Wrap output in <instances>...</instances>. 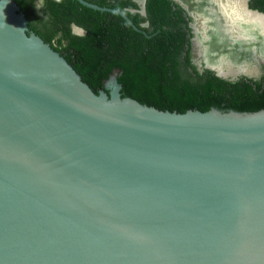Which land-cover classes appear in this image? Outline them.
Listing matches in <instances>:
<instances>
[{"label": "water", "instance_id": "water-1", "mask_svg": "<svg viewBox=\"0 0 264 264\" xmlns=\"http://www.w3.org/2000/svg\"><path fill=\"white\" fill-rule=\"evenodd\" d=\"M27 32L0 0V264H264V109L94 93Z\"/></svg>", "mask_w": 264, "mask_h": 264}, {"label": "trees", "instance_id": "trees-1", "mask_svg": "<svg viewBox=\"0 0 264 264\" xmlns=\"http://www.w3.org/2000/svg\"><path fill=\"white\" fill-rule=\"evenodd\" d=\"M12 1L27 19L28 30L62 56L94 93L116 72L122 98L159 110L264 109V76L230 81L196 69L190 29L172 0H145L144 15L133 0H85L112 11L76 0H42L39 9L37 0ZM73 25L84 35L74 34Z\"/></svg>", "mask_w": 264, "mask_h": 264}, {"label": "clouds", "instance_id": "clouds-1", "mask_svg": "<svg viewBox=\"0 0 264 264\" xmlns=\"http://www.w3.org/2000/svg\"><path fill=\"white\" fill-rule=\"evenodd\" d=\"M196 2L200 5L199 14L193 17V22L198 40L209 41V33H214L219 42H226L229 48L227 53L214 54L218 75L224 79H259L264 72L261 67V61H264V13L253 10L249 0ZM234 48L249 55L245 59H234L231 55Z\"/></svg>", "mask_w": 264, "mask_h": 264}, {"label": "flooded vegetation", "instance_id": "flooded-vegetation-1", "mask_svg": "<svg viewBox=\"0 0 264 264\" xmlns=\"http://www.w3.org/2000/svg\"><path fill=\"white\" fill-rule=\"evenodd\" d=\"M172 1L176 5H178L181 8V10L183 11V15L187 21L186 26L188 29H190V34L192 35V38H191V41H192V45H191V47H192L191 48L192 62L196 66V69L198 71H202L204 69L202 52H203L205 45L207 44V41H199L198 37L196 35V25L193 22V17L197 16L199 13L196 12L195 10L189 8L188 5L183 0H172ZM190 1L192 2L195 0H190ZM41 4H42L41 0H37L35 2V8L39 9L41 7ZM249 4L253 10L264 13V0H249ZM143 9H144V6H143ZM141 10H142L141 6L138 5V12L140 14H141ZM27 33H32V32L28 30ZM225 46H226L225 49H227V50L225 52H222V53H227L229 51L228 45H225ZM222 53L214 52V54H222ZM231 55L233 56L234 59H237V58L238 59H245V58H247V56L249 54L245 51H242L239 48H234L231 50ZM213 57L215 59L214 55H213ZM261 67H262V69H264V61H261ZM212 72L215 74L214 71H212ZM262 76H264V72H262L261 77ZM259 79H256V80H259ZM226 80L233 81L236 79H226ZM256 80H253V81H256Z\"/></svg>", "mask_w": 264, "mask_h": 264}, {"label": "bare ground", "instance_id": "bare-ground-1", "mask_svg": "<svg viewBox=\"0 0 264 264\" xmlns=\"http://www.w3.org/2000/svg\"><path fill=\"white\" fill-rule=\"evenodd\" d=\"M183 1L188 5L189 8L199 13L200 5L197 4L196 0L192 2L190 0H183ZM209 35L211 36V39L207 41V44L204 47L205 49H207V51L204 52L205 55H207L206 62L210 64L214 62V57H213L214 52H219V53L225 52L227 50L225 49L226 47L225 45H227V43H220L217 35L214 33H209Z\"/></svg>", "mask_w": 264, "mask_h": 264}]
</instances>
